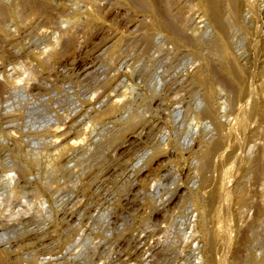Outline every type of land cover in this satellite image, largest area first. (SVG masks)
<instances>
[{"label":"rangeland","instance_id":"374dc122","mask_svg":"<svg viewBox=\"0 0 264 264\" xmlns=\"http://www.w3.org/2000/svg\"><path fill=\"white\" fill-rule=\"evenodd\" d=\"M155 1L172 12L177 5L189 21L185 33L213 43L214 33L192 0ZM45 2L54 23L38 18L0 44V226L5 224L0 232L14 225L15 230H47L48 237L34 243L2 239L0 249L8 248L4 258L18 264H206L195 198L218 194L237 173L231 174L219 157L228 150L205 165L201 157L207 144L226 136L232 120L242 119L236 110L238 117L229 113L234 94L217 88L218 128L196 116L204 109L202 93L187 78L198 62L159 37L158 46L147 48L138 32L145 22L132 8L119 0ZM94 3L100 20L88 22ZM258 23L264 26V11L245 22L250 29ZM231 37L246 76L253 69L260 73L264 57L256 60L251 35L234 30ZM120 38L118 52L103 50ZM50 52L56 57L44 69L37 59ZM206 53L216 63L211 51ZM154 90L158 100L148 107ZM119 101L124 103L119 111L103 114ZM250 182L248 190L264 202L261 185ZM218 202L214 199L208 217L217 212ZM26 204L28 222L20 223L12 215L28 210ZM228 211L237 214L234 199ZM255 214L248 211L239 225L251 223ZM246 233L230 251L247 242L240 249L242 259L259 258L264 219L257 220L255 232Z\"/></svg>","mask_w":264,"mask_h":264},{"label":"bare ground","instance_id":"6f19581e","mask_svg":"<svg viewBox=\"0 0 264 264\" xmlns=\"http://www.w3.org/2000/svg\"><path fill=\"white\" fill-rule=\"evenodd\" d=\"M119 1L132 8L143 18L145 25L143 24L139 29L137 27V29L147 48L158 46L159 42H161L157 39L159 37L176 50L182 51V49H184L185 53L191 54L198 62L195 69L187 78L189 84L196 82L202 93L204 109L197 112L198 114L196 116L213 121L219 128L220 123L218 121L217 109L221 105H219L220 103L218 104L217 101H219L221 96L220 89L224 92L229 91L234 94V96H231L234 99L230 100L229 103L224 102L222 106L227 107V103L231 108L229 113L236 114L233 112L236 110L241 114L242 119L238 117L239 114H236V117L241 120H232V123L228 125L229 129L226 136L218 141L207 144L205 150L202 152L201 162L202 165H205L212 161L219 151L228 150L227 154H221L219 157L224 159L223 163L227 164L230 173L233 171L237 173V177L235 175L234 178L233 175H230L226 181V185L222 187L218 194H211L209 197L207 196V199L203 200L195 198L201 215L197 232L204 240V250L206 253L204 262H206V264H264V254L259 258L257 256H247L242 259L240 249L243 244L247 243L244 242V238V243L240 241L238 247L230 251V246L235 242V239L238 238V240H240V236L246 232H255L257 220L259 221L261 218L264 219V202L257 201V197L247 188V183L250 182L251 177L252 182L250 183H259L261 185L260 191L264 194V159H262L264 156V144L260 142V137L264 130V64L262 65L263 68L260 73H258L259 70L256 72V69H253L252 75L247 77L233 50L231 37L232 31L234 34V30H239L243 34L246 33L251 35L256 60L264 57V26L258 23L254 28L250 29V27L245 24L249 17L250 19L253 17L255 20L259 18V13L264 11V0H192V6L198 9L196 11L201 13L200 15L207 21L209 29L214 33L215 40H213L210 46L208 42H204L205 39L201 41L197 39L198 37H189L185 33V31L189 29V21L186 20V16L183 15L182 10L179 9L177 5L174 7L175 12H172L169 5H162L155 0ZM47 4L45 0L0 1V44H2L1 42L3 40L12 38L16 31L24 30L31 26L38 18L43 19L48 24L54 23L55 15L51 13V8L49 9ZM91 7L93 9L92 14L86 21L97 22L100 20L101 16L99 11L100 6L94 3L91 4ZM241 8H244V11H242ZM11 27H13V29H11ZM131 34L135 35V33ZM121 41L122 38L113 43L112 46L107 43L103 45V50L111 48L110 53L113 55L119 51L117 47ZM1 48L2 47H0V49ZM209 50L214 56L216 63H213L207 56L206 52ZM53 57L55 58L56 54L50 52L45 54L43 58L37 59L39 66L44 69H49L50 61ZM217 67L220 69L219 73H216ZM254 75L258 78V84L252 83V79L255 78ZM3 88L4 83L0 81V92L4 90ZM217 88H220L218 89L219 92ZM156 90L152 91L148 96V104L150 105H148V107L154 105L158 100L157 97L159 95ZM123 104L122 101H119L112 107L110 106L103 114L105 116L113 114L119 111ZM232 116L234 117L235 115ZM146 120L148 121V119ZM53 143L57 145L58 142L55 141ZM58 146L59 145H57V147ZM61 152L62 151H60V153ZM223 163L222 165H225ZM23 183L26 184V182ZM15 188L21 187L17 184ZM10 190L9 196L14 199L17 193L13 191V188ZM214 199L219 201V208L216 210L217 212H214L208 217L207 213L210 211ZM232 199L235 200V204L237 205V214L235 216L228 211ZM26 205V207H29V209L27 208L28 210H24L23 212L21 209L16 211V215H12L20 218L18 221L20 223L28 222L27 218L29 215L27 214L30 212V206L29 204ZM250 210L256 211V217L251 223L245 224L242 228L240 226L242 224L239 225V223L245 221L247 213ZM33 216L34 219L39 218V220H42L39 215ZM209 221L212 222L211 225H209ZM18 222L16 223L17 226L19 225ZM3 227H5V224H1L0 226L4 231ZM13 227L14 225L12 228ZM12 228L11 231L7 229L5 233L0 232L3 233L0 235V241L2 239H7L8 241L19 239L21 243H34L48 237L47 230L36 232L35 230H20L21 228L15 230V228ZM253 235L255 238L260 236L257 233ZM29 236L31 238H28ZM236 242L238 243V241ZM10 248L11 247H9V249ZM7 249H0V264H18L15 260L9 263V261L4 258L8 254Z\"/></svg>","mask_w":264,"mask_h":264}]
</instances>
